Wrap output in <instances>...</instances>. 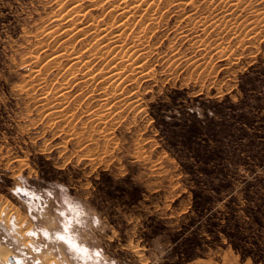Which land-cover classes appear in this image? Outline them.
<instances>
[{
	"label": "rangeland",
	"instance_id": "rangeland-1",
	"mask_svg": "<svg viewBox=\"0 0 264 264\" xmlns=\"http://www.w3.org/2000/svg\"><path fill=\"white\" fill-rule=\"evenodd\" d=\"M54 8L0 0V264H264V22L189 42L173 15L133 108L100 123L20 90Z\"/></svg>",
	"mask_w": 264,
	"mask_h": 264
},
{
	"label": "bare ground",
	"instance_id": "bare-ground-1",
	"mask_svg": "<svg viewBox=\"0 0 264 264\" xmlns=\"http://www.w3.org/2000/svg\"><path fill=\"white\" fill-rule=\"evenodd\" d=\"M87 1L51 0L55 8L42 26L35 27L37 48L30 60L33 66L28 67L20 90L26 89L25 94L32 96L31 92L40 89L38 97H31V104L51 119L61 115L65 107L77 108L83 103L94 110L95 122L100 123L110 119L116 110L123 113L133 108L135 102L128 96L135 87L129 83L137 85L153 78L151 55L155 45L150 44V39L173 15H180L177 24L186 25H175L177 38L189 42L193 34L200 33V37L221 26L234 33L242 26L256 24L242 12L254 13L264 22V12L255 13L259 0H89L86 5ZM100 8L102 13L95 15ZM218 10L235 11L233 16H227L228 11L220 15L216 14ZM71 117L67 118L74 121ZM71 245L76 246L74 241Z\"/></svg>",
	"mask_w": 264,
	"mask_h": 264
},
{
	"label": "snow or ice",
	"instance_id": "snow-or-ice-1",
	"mask_svg": "<svg viewBox=\"0 0 264 264\" xmlns=\"http://www.w3.org/2000/svg\"><path fill=\"white\" fill-rule=\"evenodd\" d=\"M17 191H20L19 189H17Z\"/></svg>",
	"mask_w": 264,
	"mask_h": 264
}]
</instances>
